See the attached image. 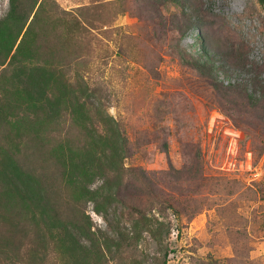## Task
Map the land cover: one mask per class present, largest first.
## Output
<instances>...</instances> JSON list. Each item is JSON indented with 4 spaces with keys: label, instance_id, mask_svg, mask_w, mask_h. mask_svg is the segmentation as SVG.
Returning <instances> with one entry per match:
<instances>
[{
    "label": "rangeland",
    "instance_id": "1",
    "mask_svg": "<svg viewBox=\"0 0 264 264\" xmlns=\"http://www.w3.org/2000/svg\"><path fill=\"white\" fill-rule=\"evenodd\" d=\"M15 1L0 264H264L262 3Z\"/></svg>",
    "mask_w": 264,
    "mask_h": 264
},
{
    "label": "trees",
    "instance_id": "2",
    "mask_svg": "<svg viewBox=\"0 0 264 264\" xmlns=\"http://www.w3.org/2000/svg\"><path fill=\"white\" fill-rule=\"evenodd\" d=\"M165 1H166V0H165ZM167 1L175 2V0H167ZM259 1H260V2L262 3V5L264 6V0H259ZM12 2H14V5H17V4H18V3H16L17 1H15V0H12ZM14 5H13V6H14ZM13 6H12V11L10 12V16H13V14L17 13L16 10H15L16 8L13 7ZM16 7H17V6H16ZM19 13H20L21 15L24 14V13H22V11H21V12L19 11ZM15 16H16L17 18L20 17V16H18V15H16V14H15ZM28 16H29V15H28ZM28 16H27V18H28ZM4 29H5V28H1V29H0V32H1L0 40H1V38H6V36L3 35V32H4L3 30H4ZM12 45H13V43H11V46H12ZM2 46H3V45H2ZM0 47H1V46H0ZM7 49H8V47H7Z\"/></svg>",
    "mask_w": 264,
    "mask_h": 264
}]
</instances>
